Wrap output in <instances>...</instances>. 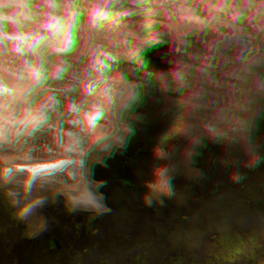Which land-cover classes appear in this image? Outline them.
Listing matches in <instances>:
<instances>
[{"label":"clouds","instance_id":"clouds-1","mask_svg":"<svg viewBox=\"0 0 264 264\" xmlns=\"http://www.w3.org/2000/svg\"><path fill=\"white\" fill-rule=\"evenodd\" d=\"M162 47L167 67L149 70ZM149 103L186 144L155 149L164 163L146 182L147 207L185 205L174 181L204 177L193 165L206 141L260 167L264 0H0V194L30 236L49 230L41 211L60 197L89 223L113 212L95 165L124 154Z\"/></svg>","mask_w":264,"mask_h":264},{"label":"rangeland","instance_id":"rangeland-1","mask_svg":"<svg viewBox=\"0 0 264 264\" xmlns=\"http://www.w3.org/2000/svg\"><path fill=\"white\" fill-rule=\"evenodd\" d=\"M158 48L150 52L161 66L163 64L158 53L165 51ZM148 59L147 68L156 71L155 64ZM160 106L151 103L140 112L147 114L149 123L138 125L137 135L132 138L123 155L119 151L107 158V167L95 165V179L108 181L107 187L101 189L107 196V205L113 209L111 214L89 223L91 213L78 212L70 214L65 206L64 198H59V203H50L41 215L48 219V231L32 237L31 229L27 224L18 222L13 217L14 210L9 209L0 194V250L11 258L23 257L33 251H39L41 241L53 234L66 229L80 227L92 233L99 229L100 234L95 236V244L105 251L101 264H109L113 258L114 263L122 264L138 259L141 254L156 252L168 264H217L209 258L201 256L197 244L187 242L186 233L196 227L206 229L211 235L219 236V245H232V237L219 232L215 223L206 211L194 200L186 197L184 206L177 203V198L164 197L166 207L149 208L144 204L143 197L151 190L146 187V182L151 181L146 169V154L153 147L150 158L151 169L154 165H162L164 161L158 160L155 155L156 148H168L173 143L181 146L186 144L180 137H173L172 126L155 113ZM171 126V127H170ZM170 127V128H168ZM166 130L169 139H161V133ZM259 143L264 145V120L259 122V131L256 133ZM206 147L200 149L201 155L195 158L193 165L204 173L202 179H189L185 175H178L175 184L196 187L201 191L207 201L216 209L226 214L247 215L250 210L264 200V163L256 169H249L244 165L248 157L235 147L206 141ZM264 154V147L261 149ZM238 160L239 171L246 173L247 178L242 184H235L231 174L237 170L231 163ZM228 162L227 164L225 162ZM140 173V174H138ZM227 194L228 198L225 196ZM187 217L188 219H185ZM264 229L255 239L242 244L249 250L261 246L264 239ZM92 246L90 245V248ZM103 247V248H102ZM183 251V252H182ZM264 252L256 251L238 264H259L264 260ZM101 256H99V260ZM121 261V262H120Z\"/></svg>","mask_w":264,"mask_h":264},{"label":"built area","instance_id":"built-area-1","mask_svg":"<svg viewBox=\"0 0 264 264\" xmlns=\"http://www.w3.org/2000/svg\"><path fill=\"white\" fill-rule=\"evenodd\" d=\"M94 240L95 236L87 229L74 227L44 238L40 243L39 250L54 259L71 256L80 259V264H97V258L91 259L86 251ZM263 247L264 241L259 252H262Z\"/></svg>","mask_w":264,"mask_h":264},{"label":"crops","instance_id":"crops-1","mask_svg":"<svg viewBox=\"0 0 264 264\" xmlns=\"http://www.w3.org/2000/svg\"><path fill=\"white\" fill-rule=\"evenodd\" d=\"M263 239H264V235H263ZM91 246H92L91 248L90 247L88 248V250L90 251H87V255L91 259L96 257L97 264H101V262L104 260L102 256L104 255L105 251L101 249L100 246L97 245V243L95 244V241L91 244ZM262 252H264V247ZM99 256H101L100 260H99ZM115 259L116 258H113V260L111 259L109 261V264H116L114 263ZM166 261H167L166 257L165 259H163L161 255H158L155 252H151L147 254H141V256H139L138 259H131V261L122 264H168V262ZM80 263H81L80 259L78 260L71 256H65L59 259H54L52 256L43 254L39 251H33L31 254L23 257L11 258L7 253L0 250V264H80ZM174 263L175 262H172V264Z\"/></svg>","mask_w":264,"mask_h":264},{"label":"trees","instance_id":"trees-1","mask_svg":"<svg viewBox=\"0 0 264 264\" xmlns=\"http://www.w3.org/2000/svg\"><path fill=\"white\" fill-rule=\"evenodd\" d=\"M186 236V240L189 244H197L199 246L197 252L201 256L207 257L217 264H238L247 260L252 253L259 251L261 248V246L258 247V245H256V248L249 250L246 245H241L239 247L242 251L237 253V246L219 245V236H213L206 229L201 227H196L187 231ZM233 256H235V259H231Z\"/></svg>","mask_w":264,"mask_h":264},{"label":"water","instance_id":"water-1","mask_svg":"<svg viewBox=\"0 0 264 264\" xmlns=\"http://www.w3.org/2000/svg\"><path fill=\"white\" fill-rule=\"evenodd\" d=\"M147 58H149L150 60H152L154 62L155 67H156L157 70L164 68L149 53L147 55ZM170 127H168V128H170ZM166 130L167 129H165L163 131V133H161L160 136H162L163 134H166ZM152 150H153V147L151 149H149V151L147 152L146 157H145L146 169H147L148 174H149L151 179H153L152 169H151V166H150V158H151L152 153H153ZM175 185H176L177 193L182 194V195H184L186 197H189L192 200L196 201L206 211L208 216L211 217L212 220L216 221L217 223H220V224H222V225H224L226 227H229V228H232V229H235V230H239V231L249 230V229L259 230L262 226H264V211L252 223L245 224V223L233 222L225 214L221 213L218 209L213 207L207 201V199L203 196L201 191L199 189H197L196 187L180 185V184H175ZM250 240H252V239H250ZM241 245H242V243H239L238 245L235 244V242L232 243V246H241Z\"/></svg>","mask_w":264,"mask_h":264},{"label":"bare ground","instance_id":"bare-ground-1","mask_svg":"<svg viewBox=\"0 0 264 264\" xmlns=\"http://www.w3.org/2000/svg\"><path fill=\"white\" fill-rule=\"evenodd\" d=\"M264 211V200L262 203H260L258 206L252 208L250 212L247 215H237V214H226L224 212H221L225 214L231 221L237 222V223H245L249 224L255 221V219ZM215 223V228L226 235H229L232 237V242H235V244L248 242L250 239H255L256 235L264 229V226H262L259 230L256 229H249V230H235L229 227H226L220 223Z\"/></svg>","mask_w":264,"mask_h":264}]
</instances>
